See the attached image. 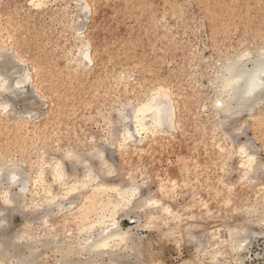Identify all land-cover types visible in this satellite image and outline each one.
Wrapping results in <instances>:
<instances>
[{"label":"rangeland","instance_id":"obj_1","mask_svg":"<svg viewBox=\"0 0 264 264\" xmlns=\"http://www.w3.org/2000/svg\"><path fill=\"white\" fill-rule=\"evenodd\" d=\"M36 2L0 0V66L7 67L5 71L0 67L3 68L0 75L8 77L4 79H9L6 83L10 87L0 96V106L10 105L8 113L0 107L4 114L0 118V165L5 158L7 167L18 166L27 173V179L32 178L33 172L37 173L33 167L34 151L41 149L45 159L63 160L64 148L75 153L90 148V143L83 144L89 134L115 136L117 131L112 121L121 112L120 115L132 117L139 100L151 93H169L176 103L181 102L177 103L178 110L190 121L187 129L174 131L170 125L168 131L143 144L130 143L120 149L112 142L105 144L107 137L99 143L116 166L113 183L128 179L129 175L135 179L138 169L137 180L146 185L145 190L162 189V203L181 213L180 219L165 218L155 228L141 231V244L121 251L125 259L121 262L181 264L195 255L200 264H215L210 251L198 252V243L164 236V225L170 228L182 223L190 225L197 236L204 235L206 228L215 227L226 238L228 220L232 217L241 220L242 214L249 216L246 211H240L244 202L254 199L256 204V199L264 197V103L255 106L252 113L241 114L236 125L232 122L226 125L238 130L231 139L246 143L263 167L251 177L253 180L246 178L243 186L236 184L237 158L233 149L216 146L220 134L215 132H222L226 126H215L213 131H202L196 126L201 120L199 114L208 112L202 98L214 93L206 87L208 79L215 77L223 61L235 52L264 48V0H50L41 9ZM77 36L90 43L94 60L80 74L70 64L71 53H76L73 43ZM27 75L34 81L26 85L22 90L24 95L20 96L11 87ZM122 75L125 77L121 81ZM11 92L19 96L13 100ZM23 119H29L27 125ZM128 125L132 126L131 121ZM41 169L45 171V180H49L48 168ZM65 171L69 175L73 171L67 162ZM215 180L225 187L226 193L220 199L212 195ZM68 181L72 182L71 178ZM165 184L173 187L171 191ZM65 198L62 201L66 208L71 202L73 207L61 213L56 211L47 218V224L44 218L54 204L39 203L25 212L18 209L6 213L7 236L24 230L25 226L36 231V236L30 239L34 242L37 239L38 251L33 254L25 248L32 240L23 242L16 253H10L20 256V259L13 256V263L33 254L37 255L36 264H56L61 258L59 244L68 228L65 214L74 210L75 219L82 225L102 213L100 207L104 203L97 205L96 196L77 193ZM115 214V218L123 219L120 220L125 229L130 225L129 218H124L127 214L139 216L145 225L147 222L135 210H118ZM254 230L260 236L252 239L243 256L246 264H263L264 226ZM113 255L96 261L108 264ZM236 258L232 252L225 255L231 264H236L233 261ZM91 259L94 260L84 255L75 261Z\"/></svg>","mask_w":264,"mask_h":264},{"label":"bare ground","instance_id":"obj_2","mask_svg":"<svg viewBox=\"0 0 264 264\" xmlns=\"http://www.w3.org/2000/svg\"><path fill=\"white\" fill-rule=\"evenodd\" d=\"M47 1L50 0H37L36 6L38 9H41ZM63 1L66 2L68 0ZM73 45L75 47L76 53H71L70 59L72 61L70 64L72 63L75 73L77 72L80 74L83 71H87V67L94 64L89 47L90 43L82 41V39L77 36L75 37ZM6 68H4L3 71H5ZM12 71L14 72V70ZM1 75L0 96L8 92L10 88L6 83L9 79H4L7 76L2 77ZM124 77L125 76L123 75L121 76V81ZM33 81V77L31 75H27L16 81L11 88L16 89L15 91L20 93V96H23L24 91L22 90L26 88V85L29 82L33 83ZM160 87L162 88V86ZM206 87L208 89H213L214 93L210 96L208 95L202 98L203 107H206L208 112L205 115H202L201 113L199 114L201 120L196 124V126H198V128L202 131H213L215 126L219 127L221 124L223 127L229 124V122H232V125H236L235 122L241 114L246 111H248V113H252L255 106L264 103V48H260L256 50V52L247 50L232 53V55L223 61L221 67L219 70H217L215 77L208 79V84ZM17 92H11L13 100L14 97L19 96ZM142 96H144V94H142ZM30 103L32 102L30 101ZM177 103L180 104L181 102ZM177 103L173 98H171L169 93H151L149 96H146L144 100H139V104L136 106V108L134 107L135 110L134 113L132 112V117L120 115L122 114L121 112L119 113V116H117L116 120L112 121V124H114V127L117 131L115 135L116 137L110 134H108L109 136H104L103 133H99L95 136L89 134L83 139V144L87 145V143H90V148L85 147V150H78V153L70 150L67 151V148H64V150L61 149L63 151V160L52 159L54 157L51 159H45V154L41 151V149L34 151L36 159L34 161L33 167L36 168L37 173L33 172L32 178L29 179L26 178L27 173L18 166L9 165L10 167H7V165L4 164L7 159L4 158L3 163L0 165V264L37 263V255L33 256V254H35L34 252L37 250V247L35 246L37 239L35 242L33 241L34 239H30L33 236H36V231L29 226H25L24 230L17 231L13 236H7L6 213L8 211L18 209L20 211L21 209V211L23 210L22 212H25L28 211L33 205L38 206L39 203L46 205L49 203L51 205L54 204L50 207V209H48V216L46 218L43 217L46 223L49 221L47 219L49 216L55 215L58 212L61 213V211L73 207V203L71 202L70 207L66 208V206L63 204L64 200L62 201V199L67 196L71 197V195H76L77 193H80L83 196H96L97 205L98 203H104L102 207H100L101 209L103 208L102 213L99 212V215H97L95 220L91 221L89 219L90 222H85V224L82 225H80L79 221L75 219V215L73 213L74 210H71V213L67 212L65 214L64 221L68 228L66 231L64 230L65 233L61 240L62 242L60 244L57 243L59 244L61 258L60 260H57L56 264H107L105 262L97 263L96 259L112 254L114 255L111 257V262L108 264H123V262H121L123 259L120 255L121 251L128 249L130 245L139 246L143 240H141L142 236L139 234L141 231L144 229L150 230L155 228L157 224H160V222L165 218L169 219L170 217H174L175 220L178 218L180 219V211L177 213L173 210V208L162 203V196L164 192L161 191L162 189H159L161 187L158 188L159 190H157V192H154L153 190H145L146 185L142 182L140 183L137 180L138 176L136 174L139 172L138 169L135 171V179L129 175L128 179H123L118 183H113L111 180L114 177L116 166L112 163V160V162L110 161L107 154L101 150V144L103 140L102 138L106 137L105 144L112 142L114 143L115 147H117V149H120L126 147V145L130 143L143 144L147 139L151 137L154 138L161 133L168 131L167 128L170 127V125L174 131L187 129L190 121L186 120L185 117L181 115L178 110L179 105ZM3 104L4 105L1 104L0 106L1 110L8 113L10 109L8 107L10 105L8 103L6 105L5 103ZM23 104H26V102H23ZM3 115L4 114L0 111V118H4ZM29 119H23L24 124L28 122ZM129 121L132 123L131 127L128 125ZM27 124L28 123H26V125ZM74 129L76 130L75 127ZM236 132H238V130H231L227 126L224 127L222 132L220 130H216L215 133L218 135L220 134L216 146L220 148H224L226 146L233 149V156L237 158V165L235 167V172L237 174L236 184L242 185L244 184L243 182L246 178L250 179L252 176H256V174L263 167L255 157V153L252 152V149L250 150L248 148L246 143H238L231 139L236 137L234 135L237 134ZM74 134L75 133H73V135ZM78 137L82 136L78 135ZM100 141L101 144H99ZM66 162L71 165V168L73 169L71 175L65 171ZM11 163L14 164L13 162ZM44 166L48 168V173L51 176L49 180H45L46 177L43 175L45 171L43 172V169L41 168H44ZM69 178H71L72 182L68 181ZM171 184L173 183L171 182ZM164 186L168 187L167 189L170 191L173 188L167 184ZM213 187L215 188V191L212 193V195L218 199H220L221 196L226 193L223 184L217 180L214 181ZM256 200L258 201L256 204L254 203V199L250 201L247 200V202H244V208L240 210L243 212L246 211L249 216L242 214L241 220L240 218L237 219L233 217L231 220H228L225 227V232L227 234L226 238L222 236L221 233L215 229V227L206 228V230H203V232L205 231L204 235L197 236V234H195L192 230L194 228L193 226L190 227V225H182L183 223L177 224L178 227L176 228H174L175 226L170 228L167 224L164 225L166 229L164 231V236H167L168 238L175 241L185 240L189 243H198V252L203 253V251H210L211 256L215 259L213 260L215 261V264H231L228 260H225V255H227L228 252L234 253L237 257L235 260H233L235 261L234 263L246 264V258L243 256L244 251L248 249L252 239H257V237L260 236L259 233L254 230V228L257 226H264V197ZM231 206L227 208H230ZM233 209L234 208H232V210ZM118 210H135L139 214H143L147 221L146 225L139 220V216L135 217L136 215L130 216L127 214L124 218H129L130 225L127 229L123 228L120 220L122 218H115V212ZM87 213H89V211H87ZM78 217H80L82 221L85 220V217ZM29 240H32L30 243L33 242V244H26V242ZM23 242L26 244L25 248L32 251L33 254H31L29 257L22 258L17 262L15 260L14 262L16 263H13V256H15V258L18 256L19 259L20 256L17 254L11 255L10 253H12V251H17ZM49 242H51V240ZM84 255L92 257L94 260L91 259L92 261L87 262L75 261L76 258L80 259ZM181 264H200V262L194 255L190 259L184 260Z\"/></svg>","mask_w":264,"mask_h":264}]
</instances>
